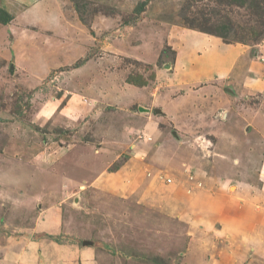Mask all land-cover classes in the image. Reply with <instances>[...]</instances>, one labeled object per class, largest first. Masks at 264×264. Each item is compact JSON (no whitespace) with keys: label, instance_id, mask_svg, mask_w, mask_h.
I'll use <instances>...</instances> for the list:
<instances>
[{"label":"rangeland","instance_id":"1","mask_svg":"<svg viewBox=\"0 0 264 264\" xmlns=\"http://www.w3.org/2000/svg\"><path fill=\"white\" fill-rule=\"evenodd\" d=\"M182 30L240 44L264 62V0H0V264H14L12 252L26 240L44 238L62 253L72 243L93 247L101 264H264V243L241 252L243 258L234 255V263L214 262L211 254L233 243V235L201 229L194 213L184 221L156 212L166 198L143 195L140 184L133 196L116 191L110 174L137 153L130 146L109 167L103 156L92 155L104 142L106 118L114 116L115 123L117 111L129 107L122 99L133 97L131 85L165 90L179 81L169 65ZM232 103L234 113L248 108L247 120H253L250 113L264 105V95L240 93ZM233 118L220 116V139L211 123L198 130L203 145L193 146L182 181L188 191L195 185L230 196L236 181L246 178L249 205L261 213L251 223L264 226L263 141L251 123ZM248 126L252 134L239 139L251 146H211L223 134L234 142ZM142 147L133 162L149 164ZM215 225L226 228L220 219Z\"/></svg>","mask_w":264,"mask_h":264},{"label":"crops","instance_id":"2","mask_svg":"<svg viewBox=\"0 0 264 264\" xmlns=\"http://www.w3.org/2000/svg\"><path fill=\"white\" fill-rule=\"evenodd\" d=\"M19 1L29 3L30 0ZM176 46L174 63L169 66L173 68V75H176L175 78L178 77L179 81L172 83L174 84L172 88L165 89L162 86L165 90L158 89L156 86L152 87V85H131L128 89L132 93L134 91L133 97L122 99L130 103L129 107L125 105L121 111H117L115 117L121 118L120 123L118 119L117 122L111 123L110 118L114 116L106 118L107 121L103 124L106 127L100 128L103 134L106 132V136H102L104 142L92 155L103 156L104 166L109 167L115 160L117 161L126 146H130L133 152H137L133 156L140 155L137 146H143L141 149V151L144 150L143 155H151L149 164L134 163L136 158L131 156L127 158L128 162L121 164L118 169L111 172L112 174L109 173L111 177L115 176L114 183L120 189L117 187L116 191L124 190V194L133 196L142 190L141 193L149 198H166V205L163 204L164 207L156 212L167 215L178 214L179 219L184 221L187 215L189 220H192L191 213H194L195 216L202 218L201 220L198 218L203 222L200 223L201 229H204L203 226L206 225L208 232L216 229L218 235L222 231L233 235L231 238L233 243L226 244L223 250L212 253L211 257L214 262L234 263L233 259L237 257L234 255H241L240 258H243L250 247L264 243L261 238L264 226L257 225L255 222L251 223L256 216L261 215L259 210L249 205L251 182L240 177L241 179L236 181L235 190L230 193V196H225L224 193L215 192L210 187L198 188L194 185L188 191V185L182 181V174L195 152L193 146L203 145L200 140L202 133H198V130L202 131L204 125L211 123L212 130L210 131L214 130L213 133L217 134L220 139L221 127L219 128V125H225L220 122V116L222 120L232 116L241 122L251 123L263 141V145L261 140L258 141V145L264 146V105L260 103L258 108L250 113L254 115H252L253 120H247L248 108L235 113L231 110L234 103H232V98L234 99L236 94L244 93L245 97L259 93L264 95V62L256 59L257 54L252 57L246 54V50L240 44L224 43L218 37L203 36L191 30H182L179 33ZM211 54L214 57L210 61ZM182 76L187 80L182 81L183 79H180ZM177 85L180 88H177L178 90L175 91L177 93L173 94ZM73 101L74 103L79 102V100ZM156 104L160 106L158 110L155 109ZM235 118L233 120H236ZM203 119L208 121L203 122ZM230 125L236 128L237 123ZM249 128L250 126L247 127L242 137H238L232 143L230 142L233 138L230 142H225V134H223V141H218L217 144L214 143L211 146H219V144L223 146L224 143H226L224 146H251V143L239 139L252 134L253 128ZM118 146L120 149L118 152L111 151ZM75 149V146H72L70 151L73 153ZM165 150L169 152L164 157L158 154ZM212 151L219 155L215 149ZM217 155L215 159L219 158ZM240 157L244 159V155ZM155 162L161 163L164 170L156 171ZM143 169L148 171L144 173ZM161 171H165L166 174L162 176ZM241 172L245 173V171ZM101 177L102 175L99 176L100 184L103 182L100 180ZM259 178L264 183V154L260 162ZM178 180H181L180 183ZM181 183L185 186V190L187 189V194L184 188H181ZM138 184L142 189L136 188ZM111 185L114 186V184ZM259 195H264V192ZM261 198L264 200L263 196ZM226 199L231 200L226 202ZM224 203L225 207L222 205ZM217 219L225 222L226 228H216ZM27 244L29 247L25 249ZM236 244L238 249H233ZM69 247L70 251L62 253V248L56 246L51 240L45 238L37 241L26 240L19 245L18 248L21 250L16 253L12 252L11 258L14 264L100 263L93 247L75 246L73 243ZM51 248L53 251H50ZM254 250L255 248L253 252Z\"/></svg>","mask_w":264,"mask_h":264},{"label":"water","instance_id":"3","mask_svg":"<svg viewBox=\"0 0 264 264\" xmlns=\"http://www.w3.org/2000/svg\"><path fill=\"white\" fill-rule=\"evenodd\" d=\"M141 109L143 110V108H141ZM86 243H88V242L85 241L84 244H86Z\"/></svg>","mask_w":264,"mask_h":264},{"label":"trees","instance_id":"4","mask_svg":"<svg viewBox=\"0 0 264 264\" xmlns=\"http://www.w3.org/2000/svg\"><path fill=\"white\" fill-rule=\"evenodd\" d=\"M144 83H142L141 85H143Z\"/></svg>","mask_w":264,"mask_h":264}]
</instances>
